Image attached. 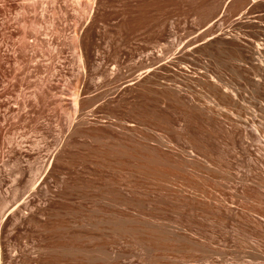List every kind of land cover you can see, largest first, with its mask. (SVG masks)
<instances>
[{"label": "rangeland", "instance_id": "374dc122", "mask_svg": "<svg viewBox=\"0 0 264 264\" xmlns=\"http://www.w3.org/2000/svg\"><path fill=\"white\" fill-rule=\"evenodd\" d=\"M0 225V264H264V0H0Z\"/></svg>", "mask_w": 264, "mask_h": 264}, {"label": "bare ground", "instance_id": "6f19581e", "mask_svg": "<svg viewBox=\"0 0 264 264\" xmlns=\"http://www.w3.org/2000/svg\"><path fill=\"white\" fill-rule=\"evenodd\" d=\"M77 95H78V92H75V93H74V101L72 102V103H73V106L71 105L74 109L72 108L73 110L71 111V113H68V115H69V116H68L69 119L73 118V116H74L75 113H76V110H77V97H78ZM72 100H73V99H72ZM71 120H72V119H71ZM124 147H125V146H124ZM125 149H126V148H125ZM117 150H118V149H116V151H117ZM122 150H123V149H122ZM123 151H124V150H123ZM125 151H126V150H125ZM133 151H134V150H133ZM134 152H135V151H134ZM120 153H121V152H120ZM136 153H137V152H136ZM136 153L134 154L135 156L133 155V158H134V157H138V158H139V156H136ZM121 154H123V152H122ZM137 155H138V153H137ZM141 157H142V158H141ZM143 157H145V156H142V155L140 156L141 159H143ZM155 157H156V156H155ZM155 157H154V159L157 158V157H156V158H155ZM138 158H137V159H138ZM145 158H146V157H145ZM150 158H151V157H150ZM151 159H152V158H151ZM154 159H153L152 161H154V162L156 163L157 161H155ZM143 160H144V159H143ZM147 160H148V159H147ZM157 160H160V159H157ZM148 162H150V159H149ZM161 162H163V161H160V164H161ZM166 162H167V161H166ZM144 163H147V162H145V160H144ZM157 163L159 164V162H157ZM141 164L144 165L143 163H140V165H141ZM168 164H169V163H168ZM142 165H141V166H142ZM161 165H163V163H162ZM170 165H171V164H170ZM163 166H164V165H163ZM172 166H173V165H172ZM178 168H179V167H178ZM194 173H195V172H194ZM198 174H199V173H198ZM0 227H1V225H0Z\"/></svg>", "mask_w": 264, "mask_h": 264}]
</instances>
